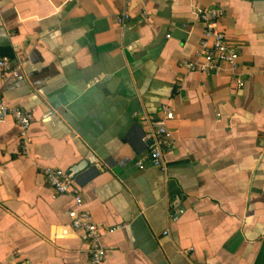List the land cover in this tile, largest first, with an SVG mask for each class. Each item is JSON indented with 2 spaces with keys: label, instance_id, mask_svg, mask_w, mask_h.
Segmentation results:
<instances>
[{
  "label": "crops",
  "instance_id": "1",
  "mask_svg": "<svg viewBox=\"0 0 264 264\" xmlns=\"http://www.w3.org/2000/svg\"><path fill=\"white\" fill-rule=\"evenodd\" d=\"M219 1L240 58L208 75L184 62L217 0H0V56L23 57L0 93L33 114L27 154L0 123V264H92L43 173L83 161L86 208L119 227L104 264H264V0ZM163 104L167 171L139 169V116Z\"/></svg>",
  "mask_w": 264,
  "mask_h": 264
},
{
  "label": "built area",
  "instance_id": "2",
  "mask_svg": "<svg viewBox=\"0 0 264 264\" xmlns=\"http://www.w3.org/2000/svg\"><path fill=\"white\" fill-rule=\"evenodd\" d=\"M196 14L204 25L197 53L198 59L185 61L184 66L189 72L208 75L222 72L224 66L236 69L240 51L219 27L220 19L226 14V7L217 0L213 6H197ZM128 18L129 14L125 13L120 21L125 22ZM13 61L9 56H0V79L17 77L22 73L23 57L18 56L15 64ZM139 117L144 129L143 142L147 146V152L137 160L136 166L145 169L147 165H151L166 172L168 165L165 150L174 145V135L169 127V122L174 119L173 108L163 104L160 107V115L142 113ZM9 118L19 126L21 154H27L30 145L28 132L33 122V114L30 110L9 106L0 93V123ZM43 173L48 184L59 195L70 199L71 207L68 215L71 227L79 233L81 240L86 244L91 263L104 264L108 254V248L103 241L104 234L112 233L119 227L106 228L94 220L92 213L86 208L82 187L73 173L55 167H47Z\"/></svg>",
  "mask_w": 264,
  "mask_h": 264
},
{
  "label": "water",
  "instance_id": "3",
  "mask_svg": "<svg viewBox=\"0 0 264 264\" xmlns=\"http://www.w3.org/2000/svg\"><path fill=\"white\" fill-rule=\"evenodd\" d=\"M91 168L90 164L87 161H83L80 164L74 166L69 170L70 173L74 174V177H76L79 174L85 173Z\"/></svg>",
  "mask_w": 264,
  "mask_h": 264
}]
</instances>
